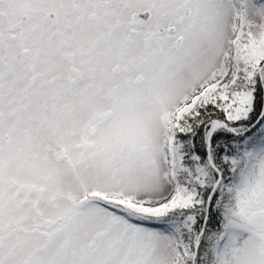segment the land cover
I'll use <instances>...</instances> for the list:
<instances>
[{
	"label": "snow or ice",
	"instance_id": "obj_1",
	"mask_svg": "<svg viewBox=\"0 0 264 264\" xmlns=\"http://www.w3.org/2000/svg\"><path fill=\"white\" fill-rule=\"evenodd\" d=\"M0 264H264V0H0Z\"/></svg>",
	"mask_w": 264,
	"mask_h": 264
}]
</instances>
